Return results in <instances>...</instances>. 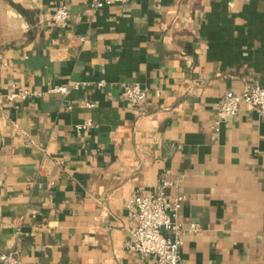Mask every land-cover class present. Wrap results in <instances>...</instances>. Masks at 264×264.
<instances>
[{
    "label": "crops",
    "instance_id": "1",
    "mask_svg": "<svg viewBox=\"0 0 264 264\" xmlns=\"http://www.w3.org/2000/svg\"><path fill=\"white\" fill-rule=\"evenodd\" d=\"M0 57V252L155 264L126 246V202L164 176L187 264H264V115L241 105L213 125L226 91L264 86V0H0ZM134 81L138 105L122 94ZM17 87L43 93L8 100Z\"/></svg>",
    "mask_w": 264,
    "mask_h": 264
},
{
    "label": "built area",
    "instance_id": "2",
    "mask_svg": "<svg viewBox=\"0 0 264 264\" xmlns=\"http://www.w3.org/2000/svg\"><path fill=\"white\" fill-rule=\"evenodd\" d=\"M90 8L98 9L110 4H123L129 0H83ZM69 12L65 5H57L51 15V21L60 27H65ZM1 60V57H0ZM84 82L72 81V88H79ZM101 86L104 81L96 82ZM46 92H58L65 94L68 91L66 85H52ZM43 93L35 88L17 87L7 95L8 100L26 99L27 97L39 96ZM122 94L124 101L130 105L142 103L147 93L139 82L126 83ZM244 105L253 108L260 115H264V86L257 83H247L240 93L226 91L217 105L216 116L213 121L214 129L217 130L221 123L237 114L239 107ZM85 106L92 107L91 102ZM90 119L75 125L77 130L90 125ZM172 186V182L164 176H160L155 185L156 192L135 194L128 197L127 206L133 208L132 215L136 219V225L132 232V239L127 242V248L141 256H152L155 264H187L180 252L179 245L186 230L177 221V211L182 200L180 195H168L165 190ZM196 224H190L188 229L193 230ZM163 231H167L165 235ZM2 264H23L16 253L0 252Z\"/></svg>",
    "mask_w": 264,
    "mask_h": 264
}]
</instances>
